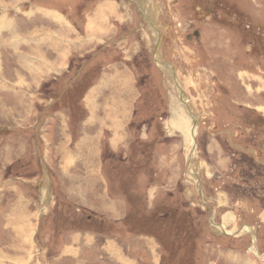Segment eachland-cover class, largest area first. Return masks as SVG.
<instances>
[{"label": "rangeland", "instance_id": "1", "mask_svg": "<svg viewBox=\"0 0 264 264\" xmlns=\"http://www.w3.org/2000/svg\"><path fill=\"white\" fill-rule=\"evenodd\" d=\"M101 2L0 0V264H264V0H109L96 42ZM114 73L132 109L119 146L100 113L85 124Z\"/></svg>", "mask_w": 264, "mask_h": 264}, {"label": "crops", "instance_id": "2", "mask_svg": "<svg viewBox=\"0 0 264 264\" xmlns=\"http://www.w3.org/2000/svg\"><path fill=\"white\" fill-rule=\"evenodd\" d=\"M109 3L111 4V2H109V0H106V3L101 2V4L96 5L92 11V16L89 19L84 20L83 24L85 26V34L91 35V36L94 35L95 38H93V39H95L96 42L101 40V39H105L106 36L108 35L109 30L107 28V25L105 26L104 23H107V21L110 17L109 16L110 13L107 14L108 10L110 9ZM136 8L139 9V7H136ZM153 8H154V6H153ZM143 11L144 10L142 9V12H140L141 16L143 14ZM144 17H145V15H144ZM52 18L54 21L57 20L53 16H52ZM147 21L150 25L149 19ZM87 23L88 24L90 23V26H89L90 30H88V31H87ZM157 37L159 40V35ZM112 71L114 72L115 69H112ZM122 75L120 76L119 73H114V76L111 78L110 82H108V83L103 82L105 77L103 78V80L100 79L99 83L97 85L92 86L90 91L84 97L85 106L88 110V113L90 114V118H88L86 120L85 124L88 123V124L94 125L99 119V118H97V115L99 113L101 115H103L100 122L103 124L104 120L107 119L108 122H106V126L108 127L110 125V128H109L110 132L109 133L112 134V136L115 135L118 138V141H115V139H114L115 136H114V138L112 140V141H115L114 142L115 146L121 145L126 140L125 135L122 133V128H120V127H121V123L123 125L122 121L129 118L131 115L130 112L132 111V109L129 110V108H130L129 103L131 101L125 95H123V94H125V89H126L125 85H124V81L119 86L117 85L119 82V79L122 77ZM107 84L117 85L116 90L119 92L117 94H112L110 96L103 97L100 101L101 103L99 104V102L97 101V96L100 95V92H103L104 90H106L105 86ZM121 92H122V94H121ZM94 133H95V137H97L98 132L95 131ZM78 148L91 150L90 149L91 143L89 142V140L87 138H84L80 142ZM75 149H76V147H75ZM38 151H39V149H38ZM67 162L69 165L74 164V169H75V170H72L73 168H71L68 165H66V168H65L66 174H68V181H65L64 183L69 185L67 188V195L68 194H70V196L74 195V200H75L74 204L77 205L78 207L87 206V201H86V199L83 198V192L78 186L79 181H81V179L83 178L82 170H81L82 162H80L81 166H78L75 160L66 159L65 164ZM39 165H40V169H41L40 172H42V176L44 177V181H46L48 183L47 189H48V191H50L51 190L50 186H52L53 182H54L53 177H52V173H51L50 165L47 161H43V160H40ZM94 168H95V171H94L95 174H94V176H92L91 180L96 179V182H99L101 180L100 176L97 175L98 170H99V165H97L95 163ZM88 174H92V173H88ZM85 192H86V188H85ZM63 194H64V190H63ZM52 196H54V195H52ZM150 196H151V192H150ZM46 198H48V197H46ZM51 201H52V199H51ZM51 201L49 203H45V205H46L45 207H47L49 204H51ZM45 202H46V200H45ZM104 202H106L107 204L104 206L103 212H107L108 220L112 219L113 214H114V204L115 203L113 201H111L110 198H106V196L104 198ZM73 241H74V239H72V242ZM106 244L107 243H104V246L101 245V248H100L102 252L104 251V253H107V251H108V249L106 251ZM107 246L109 247V250L114 251V249H112L111 246H109L108 244H107ZM121 250H123V251H121ZM117 251L118 252H115V253H109V256L115 257L117 259V261L120 263L126 262L127 260H125V259H127V255H126L125 250L119 249Z\"/></svg>", "mask_w": 264, "mask_h": 264}, {"label": "water", "instance_id": "3", "mask_svg": "<svg viewBox=\"0 0 264 264\" xmlns=\"http://www.w3.org/2000/svg\"><path fill=\"white\" fill-rule=\"evenodd\" d=\"M194 35L197 36L198 32H194ZM158 45H159V43L156 42V46H158ZM155 62H158V60L155 59ZM187 109H188L190 115L192 116V120H193L192 121V129L194 130L195 125H196V114H192V112L189 110L188 106H187ZM194 148H195V145H194ZM194 148H192V152H193Z\"/></svg>", "mask_w": 264, "mask_h": 264}, {"label": "bare ground", "instance_id": "4", "mask_svg": "<svg viewBox=\"0 0 264 264\" xmlns=\"http://www.w3.org/2000/svg\"><path fill=\"white\" fill-rule=\"evenodd\" d=\"M137 2H138V1H137ZM139 2H140V1H139ZM136 5H137V4H136ZM138 5H139V4H138ZM140 9H141V8H140ZM152 18H153V17H152ZM152 18H151V19H152ZM154 20H155V19H154ZM154 20H153V21H154ZM152 24H153V23H152ZM157 26H159V25H157ZM155 28H156V27H155ZM157 29H158V28H157ZM155 32H156V30H155ZM155 32H154V33H155ZM151 34H152V33H151ZM154 35H155V34H154ZM155 40H156V39H155ZM158 63H159V62H158ZM188 107H189V105H188ZM189 110L191 111L190 108H189ZM180 112L183 113L182 110H180ZM181 113H180V114H181ZM180 114H178V117H179ZM175 115H176V112H175ZM181 120H182V118H181ZM181 124H182V123H181ZM184 126H185V125H184ZM196 131H197V130H196V127L194 128V130L191 129V136L195 135ZM189 135H190V132H189L188 135H187L188 138H189ZM191 136H190V137H191ZM245 230H246V229H245ZM227 233H228V232H227ZM228 234H230V232H229ZM256 253H257V252H256Z\"/></svg>", "mask_w": 264, "mask_h": 264}, {"label": "flooded vegetation", "instance_id": "5", "mask_svg": "<svg viewBox=\"0 0 264 264\" xmlns=\"http://www.w3.org/2000/svg\"><path fill=\"white\" fill-rule=\"evenodd\" d=\"M255 163L258 162L255 159L253 160ZM264 165V164H263ZM253 255H255V253H252ZM257 257V255H255ZM262 259H264V257H262Z\"/></svg>", "mask_w": 264, "mask_h": 264}]
</instances>
